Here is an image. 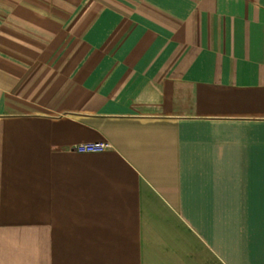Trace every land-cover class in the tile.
Listing matches in <instances>:
<instances>
[{
    "label": "crops",
    "instance_id": "obj_1",
    "mask_svg": "<svg viewBox=\"0 0 264 264\" xmlns=\"http://www.w3.org/2000/svg\"><path fill=\"white\" fill-rule=\"evenodd\" d=\"M0 264H264V0H0Z\"/></svg>",
    "mask_w": 264,
    "mask_h": 264
},
{
    "label": "built area",
    "instance_id": "obj_2",
    "mask_svg": "<svg viewBox=\"0 0 264 264\" xmlns=\"http://www.w3.org/2000/svg\"><path fill=\"white\" fill-rule=\"evenodd\" d=\"M108 147L106 142H87L80 143L74 146V150L77 152H98Z\"/></svg>",
    "mask_w": 264,
    "mask_h": 264
}]
</instances>
